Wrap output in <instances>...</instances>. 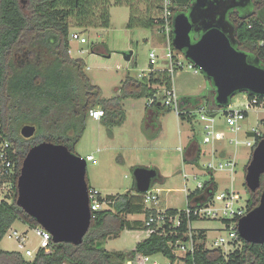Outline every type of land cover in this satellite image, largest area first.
I'll return each instance as SVG.
<instances>
[{"label":"trees","instance_id":"trees-1","mask_svg":"<svg viewBox=\"0 0 264 264\" xmlns=\"http://www.w3.org/2000/svg\"><path fill=\"white\" fill-rule=\"evenodd\" d=\"M141 1L146 3L144 14L136 6ZM193 1L170 0L171 21L175 14L187 13ZM113 6L128 8V29L160 27L163 24V0H0V141L9 144L7 150L12 161V173L7 179L15 193L12 201L0 200V242L15 222L30 229L38 226L35 219L25 214L15 203L17 177L29 148L48 141L63 144L77 155L74 146L85 130L89 110L102 108L105 112L102 119H108L120 114L119 101L124 97L152 99V104L147 107H162L157 99L160 88H172V78L176 72L152 71L142 79L126 77L122 87L117 90L119 96L103 99L99 88L91 85L84 77L83 61L72 59L69 55L70 32L72 29L109 28V9ZM155 12L161 13L160 17L153 16ZM250 12L251 9L248 12L241 10L236 14L229 12L227 19L236 28L235 48L246 52L251 61L257 59L258 65L264 68L263 12L258 15ZM170 36L172 39V31ZM195 37L197 35L192 33L191 38ZM172 50L175 52L173 48ZM91 52L101 56L108 55L99 45L92 46ZM210 86L212 98L184 97L178 100L181 109L178 117L191 122L192 110L200 106H204L209 114H216L218 111L226 114L228 106L221 109L217 107L214 88L211 84ZM95 95L97 97H93ZM245 95L248 99L254 97L250 93ZM257 99L261 101L264 97L257 96ZM184 106L186 107L183 108ZM243 115L246 117V112ZM119 116L121 118L115 124L122 121L123 116ZM24 125L36 127L34 137L24 139L20 136V128ZM193 163L198 164L197 158ZM207 173L209 180L204 183L203 188L186 195L187 207L191 210L204 206L205 203L193 201L206 189L209 190L206 202L216 192L213 173L208 170ZM263 186L264 175L257 191L247 190L249 198L245 204L246 212L257 206ZM105 200L109 202V208L95 213L81 244H54L51 241L48 248L36 252L31 262H25L18 252L0 250V264H126L136 255H161L171 264L178 261H184L185 264H264V243L242 241L240 250L224 254L220 249L205 248V230H193L197 232L194 239H201L202 242L197 244L194 252L179 258L175 254L174 244L188 232V221L192 223L198 218L192 211L187 218L183 210L176 209H167L165 214H178L179 227L173 228L170 224H165L163 228L136 243L135 248L129 252L105 250L101 245L110 236L117 237L124 230L132 231L141 227L147 229L145 221L131 222L123 218V215L143 214L144 219H147L149 215L155 214L154 210L145 207L142 194L135 187L122 194L108 195ZM113 223L115 227H112Z\"/></svg>","mask_w":264,"mask_h":264},{"label":"rangeland","instance_id":"rangeland-1","mask_svg":"<svg viewBox=\"0 0 264 264\" xmlns=\"http://www.w3.org/2000/svg\"><path fill=\"white\" fill-rule=\"evenodd\" d=\"M136 6L144 14L146 3L141 1ZM109 13L110 26L107 29L71 30L82 32L83 37L87 40L85 44H81L80 41H71V57L83 61L84 77L89 80L91 85L99 88L100 97L103 99L119 96L117 90L122 87L126 77L138 79L137 75L140 71H148L150 69L148 54L151 51L156 52L159 57L158 63L152 69L167 68V62L161 58L165 53V40L158 26L128 29L129 10L126 6H113L109 9ZM152 15L160 17L161 13L155 12ZM94 45L102 46L108 55L93 54L91 47ZM129 52H131V58L125 60L124 54ZM174 54L186 64L187 60L182 53L175 50ZM172 83L178 100L187 94H199L207 97L211 90L210 84L201 73L193 75L191 70L186 68L173 75ZM203 84L205 90H202ZM160 90L157 99L162 103V107L156 105L146 107V104L152 99L124 97L119 101L121 104L120 114L110 116L108 119L101 118L98 121L89 117L86 119L85 130L75 144L74 150L80 157L93 155L97 161L96 165L90 162L86 163L85 177L89 187L97 190L102 197L122 194L135 187L133 170L136 167L153 168L159 174L161 173L164 181L159 183V180H156L152 184L150 189L156 190L158 200L145 207L154 210L156 208H173L184 211L186 195L183 191L185 185L182 170L188 173L186 186L192 190L196 183L204 184L209 180L206 168L208 163L218 165L232 161L235 163L232 171L231 167L227 166L221 170L212 171L214 182L217 185L214 195L215 205H225L224 202L218 200V196L224 191L232 190L238 194V200L233 202L232 209L237 210L241 206H245L249 198V192L245 189L244 182L245 169L256 145V139L251 134H255V137L264 134V107L250 108L246 113L247 116L238 120L240 127L238 131H231L227 126V115L221 111L216 112L213 137L216 138V141L204 144L202 141L204 130L198 114H193L191 122L181 117L178 118L173 108L163 105L164 88H160ZM239 96H243V94L233 96L230 99V105ZM147 110L156 111L150 122L147 119ZM119 115L123 116L122 121L115 124L116 120L121 118ZM187 140L195 141L205 152L199 158L201 167L198 166V169L200 170L193 169L189 164H183L180 153L177 151L180 142L182 148L186 149ZM213 146H216L215 149H217L215 153L212 151ZM222 150L227 152L226 156H224V152H221ZM9 181L5 178L0 182L2 187H0V192L6 196L5 200L12 201L15 193L11 189ZM123 218L131 222L140 220L144 223L146 221L142 214L123 215ZM221 218L227 219L229 215H218L216 218L197 220L191 223L192 229L205 230L209 249L214 248L215 238L224 233ZM112 227H115L114 223ZM12 229L19 232L26 230L25 248L33 251L37 249L38 239L33 230L20 222H15L1 240L0 250L18 252L25 262H31L34 257L26 256L24 250L18 249L16 242L8 238ZM139 237L142 238L143 235L138 231L124 230L117 237L110 236L105 243H102L101 247L108 251L129 252L135 248L136 242L141 239ZM154 260L162 264L167 263V260L161 255L151 256V261Z\"/></svg>","mask_w":264,"mask_h":264},{"label":"water","instance_id":"water-1","mask_svg":"<svg viewBox=\"0 0 264 264\" xmlns=\"http://www.w3.org/2000/svg\"><path fill=\"white\" fill-rule=\"evenodd\" d=\"M251 0H194L187 13L172 19V47L183 54L214 88L219 109L236 94L264 97V68L235 48L234 27L226 20L229 11L243 8ZM197 35L192 39L191 34ZM131 52L124 54L129 60ZM215 116V114L213 115ZM24 139L34 137L36 127L20 128ZM252 137L255 134H251ZM85 160L63 144L42 141L25 154L16 181L15 203L38 226L49 232L54 244L83 242L91 226ZM264 175V136L256 144L246 166L244 182L249 192L261 187ZM135 190L144 194L158 179L153 168L133 170ZM206 189L193 202H204ZM238 233L246 243H264V187L255 208L238 221Z\"/></svg>","mask_w":264,"mask_h":264},{"label":"built area","instance_id":"built-area-1","mask_svg":"<svg viewBox=\"0 0 264 264\" xmlns=\"http://www.w3.org/2000/svg\"><path fill=\"white\" fill-rule=\"evenodd\" d=\"M172 12L170 10V0H163V11H162V19L163 24L159 27L160 33L162 34L163 39L165 40V53L161 57L163 60L167 62V70L170 73L177 72L184 67H188L189 69L194 70L195 72H200L197 68L193 66L190 62H186L184 64L179 58L176 57L174 54V51L172 50V39L170 36V33L172 31ZM70 41H80L81 44H85L87 40L83 37L81 32L78 31H71L69 35ZM149 66L152 67L153 65L157 64L159 57L156 52L151 51L149 54ZM153 70L150 68L148 71L143 70L140 71V73L137 75L138 79H142L144 77H147L149 73H151ZM246 96V95H245ZM254 96V95H253ZM163 105L167 108H173L177 117L181 113V109L179 106L178 98L173 90V88L165 89L163 90ZM236 101V100H235ZM152 104V100H150L147 105ZM235 102L230 105H228L226 109V114L228 117V127L231 131H238L240 127L238 126V120L244 119L243 112L244 110L240 109V105H234ZM254 106L258 107H264V99L259 101L257 99V96H254L252 99L247 98V103L245 105V109L253 108ZM192 115L197 113L199 121L202 123V127L204 130V136H203V143L207 144L211 141L212 135L214 134V124H215V116L214 114H209L207 109L204 106H200L196 110H192ZM105 115V112L101 108H94L89 110L88 117L92 120H100ZM179 118V117H178ZM0 182L3 181V179L9 177L12 173V161L9 159V152L8 147L9 144L7 142L0 141ZM179 151H181V148H178ZM11 153H14V151H11ZM83 158V157H82ZM85 162H90L93 165L97 164L96 159L93 157V155H87L83 158ZM225 166L231 167V171L233 170L234 163L233 162H227L226 164L219 163L218 165L208 163L206 166L207 170H221ZM187 176L188 174L185 172H182V177L184 180V188L183 191L185 195L188 194V192L193 191L195 189L201 190L204 186L201 182L196 183L195 187L192 190H189L186 186L187 182ZM1 187V186H0ZM2 188V187H1ZM204 193V192H203ZM215 195V194H214ZM214 195L211 199L206 202L208 196L206 197L204 202H199L200 204H204V206H201L200 208L191 210L187 207L186 202V209L184 210V213L186 217L188 218L191 214V211L194 215L197 216L198 220L203 219H212L218 217V215H229V218L222 219L223 228L222 230L224 233L218 235L214 242H213V249H220L224 254H228L230 252H233L235 250H240L242 247V239L239 236L238 233V221L241 217H243L247 212L245 209V206H241L237 210L232 209V204L234 201L238 200V194H236L235 191L229 190L224 191L219 194L218 200L220 202H224L225 205L223 206H216L215 205V198ZM88 196H89V206L91 211V219L94 218L95 213L101 210L108 209L109 202L105 200V197H102L100 193L93 189H88ZM143 197V203L145 206H147L150 203H155L158 200V194L156 190L150 189L146 193L142 194ZM6 196L0 192V200H5ZM211 206V207H210ZM220 217V216H219ZM227 220V222L223 221ZM165 224H170V227L177 228L180 225L179 216L176 214L175 216H168L165 214V211H159L156 210L155 214H151L148 216V218L145 221V226L147 227V231L149 234L156 232L159 228H163ZM188 232L184 234V238L182 240H178L174 244L175 248V254L179 252V255H177L179 258H184L186 254L194 252V249L196 248L197 244H200L202 242L201 239H194V236L197 232H194L193 230H200V229H192L191 228V222L188 221ZM35 236L38 239V247L36 250H30L25 248L26 242H27V234L26 232H19L17 230H10L8 234V238L13 239L18 249L24 250V254L26 256H32L34 257L36 252L40 249H46L49 247L50 242L52 241L51 235L49 232L45 231L40 226H37L35 228H32ZM203 230V229H202ZM206 233H205V248L209 249L206 243ZM163 257V256H162ZM167 260V259H166ZM66 264V263H64ZM126 264H162L158 261H151V256H143V255H136L132 261H128ZM165 264H171L168 260ZM173 264H185L184 261H178Z\"/></svg>","mask_w":264,"mask_h":264},{"label":"crops","instance_id":"crops-1","mask_svg":"<svg viewBox=\"0 0 264 264\" xmlns=\"http://www.w3.org/2000/svg\"><path fill=\"white\" fill-rule=\"evenodd\" d=\"M96 30H100V29H95L94 31H96ZM71 51H72V42L70 41V50H69V55H70V57H71ZM72 58V57H71ZM73 59V58H72ZM158 63V62H157ZM156 65V64H155ZM154 66V65H153ZM153 66H152V68H153ZM184 68H186V69H188V70H191V72H192V74L193 75H198L200 72H195L194 70H192V69H189L188 67H184ZM183 68V69H184ZM166 69V68H165ZM164 68H163V70H165ZM162 69H160V70H155V71H163ZM182 70V69H181ZM207 81V80H206ZM208 82V81H207ZM172 88H173V90H174V92H175V94H176V91H175V87H174V85L172 84ZM202 90H205V85L203 84L202 85ZM185 97H191V98H199V97H202V95H199V94H187V95H185ZM208 97L210 98H212V93H211V91H210V93H209V95H208ZM246 103H247V96H245V94H243V96H239V98H236V101H235V104L234 105H240L239 107H240V109L242 110H244L246 113H247V111L249 110V109H245V105H246ZM146 107H147V104H146ZM186 106H184L183 108H185ZM155 114H156V111L154 110H147V112H146V115H147V119H148V121L150 122V120L152 121V118L155 116ZM214 137V134L212 135V139H211V141L210 142H214V141H216V138H213ZM209 142V143H210ZM236 142V141H235ZM187 144H188V146L186 147V149H184V148H182V145H181V142H180V146L178 147V148H181V151H179L178 149H177V151L180 153V156H181V159H182V162H183V164L185 163V164H189L193 169H196V170H200V169H198L199 167H201L200 166V164H199V158H200V156L201 155H204L205 154V152H204V150L202 149V148H200L199 147V145L195 142V141H193V140H187ZM215 147L216 146H213L212 147V151H213V153H215L216 151L215 150H217V149H215ZM214 148V149H213ZM220 149V148H219ZM221 152H224V156H226L227 155V152L226 151H221ZM197 158V165H195L194 163H193V161L195 160ZM229 162H232V161H229ZM234 163V162H233ZM199 166V167H198ZM234 166H235V163H234ZM233 166V167H234ZM233 169V168H232ZM157 171V170H156ZM158 172V171H157ZM182 172H185L186 173V171H184V170H182ZM161 174V173H160ZM159 173H158V179L157 180H159L158 182L159 183H163V181H164V177L162 176V175H160ZM188 174V173H187ZM148 208V207H147ZM156 208V207H155ZM148 209H151V208H148ZM167 209H173V208H164V209H160V208H156V210H159V211H165V210H167ZM151 210H154V209H151ZM156 210H154V211H156ZM139 215H141V214H139ZM143 215V214H142ZM138 217V216H137ZM140 221V220H139ZM26 227H28V226H26ZM29 228V227H28ZM24 231H26V230H24ZM133 231H138V232H140V234H142L143 235V237L141 238V237H139V238H141V239H138V241L136 242V243H138V242H140V241H142V240H144L145 238H147L148 236H149V232L147 231V229H143L142 227L140 228V229H136V230H133Z\"/></svg>","mask_w":264,"mask_h":264},{"label":"flooded vegetation","instance_id":"flooded-vegetation-1","mask_svg":"<svg viewBox=\"0 0 264 264\" xmlns=\"http://www.w3.org/2000/svg\"><path fill=\"white\" fill-rule=\"evenodd\" d=\"M249 9H251V12H250V14H253V15H258V13L259 12H263V16L262 17H264V0H251L250 1V3L247 5V6H245V7H243V8H237V9H235V10H231V11H229V12H235V14L236 13H239V11H249ZM228 12V13H229ZM228 13H227V15H228ZM249 14V13H248ZM247 14V15H248ZM227 15H226V20L234 27V37H235V45L237 44V39H236V28H235V25H234V23L233 22H231L230 20H228L227 19ZM196 38V37H195ZM264 136V134L262 135V136H254L253 138H255L256 139V141H255V143L257 144L258 143V141L261 139V137H263ZM258 137H260V139H257ZM263 189V188H262ZM262 191V190H261Z\"/></svg>","mask_w":264,"mask_h":264}]
</instances>
